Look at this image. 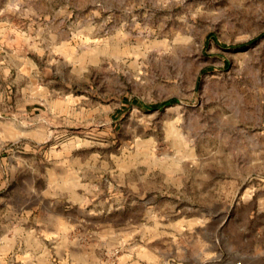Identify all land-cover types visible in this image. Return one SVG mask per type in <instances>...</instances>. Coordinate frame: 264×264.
<instances>
[{
	"label": "rangeland",
	"instance_id": "obj_1",
	"mask_svg": "<svg viewBox=\"0 0 264 264\" xmlns=\"http://www.w3.org/2000/svg\"><path fill=\"white\" fill-rule=\"evenodd\" d=\"M264 264V0H0V264Z\"/></svg>",
	"mask_w": 264,
	"mask_h": 264
},
{
	"label": "built area",
	"instance_id": "obj_2",
	"mask_svg": "<svg viewBox=\"0 0 264 264\" xmlns=\"http://www.w3.org/2000/svg\"><path fill=\"white\" fill-rule=\"evenodd\" d=\"M235 264H246V263H244V262H242V261H238V262H236Z\"/></svg>",
	"mask_w": 264,
	"mask_h": 264
}]
</instances>
